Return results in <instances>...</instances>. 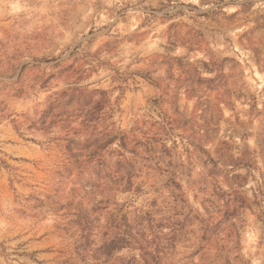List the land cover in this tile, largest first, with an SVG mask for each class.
<instances>
[{
	"label": "rangeland",
	"instance_id": "obj_1",
	"mask_svg": "<svg viewBox=\"0 0 264 264\" xmlns=\"http://www.w3.org/2000/svg\"><path fill=\"white\" fill-rule=\"evenodd\" d=\"M0 264H264V0H0Z\"/></svg>",
	"mask_w": 264,
	"mask_h": 264
}]
</instances>
